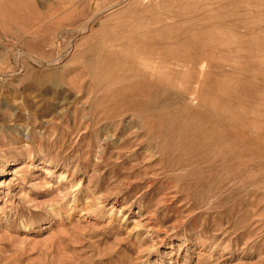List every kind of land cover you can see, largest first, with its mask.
<instances>
[{
	"label": "rangeland",
	"instance_id": "374dc122",
	"mask_svg": "<svg viewBox=\"0 0 264 264\" xmlns=\"http://www.w3.org/2000/svg\"><path fill=\"white\" fill-rule=\"evenodd\" d=\"M263 120L264 0H0V264H264Z\"/></svg>",
	"mask_w": 264,
	"mask_h": 264
},
{
	"label": "bare ground",
	"instance_id": "6f19581e",
	"mask_svg": "<svg viewBox=\"0 0 264 264\" xmlns=\"http://www.w3.org/2000/svg\"><path fill=\"white\" fill-rule=\"evenodd\" d=\"M212 2V1H211ZM66 4V3H65ZM229 9V8H228ZM114 43V42H113ZM159 45V44H158ZM108 49V48H107ZM114 52V51H113ZM159 53V52H158ZM210 56V55H209ZM201 57V56H200ZM212 57V56H211ZM187 60V59H186ZM187 64H188V61H187ZM208 65V64H207ZM183 66V65H182ZM204 63L203 62H201V64H200V67L198 68V70H199V72L200 73H202L203 72V70H204ZM188 68V69H187ZM185 69L186 70H188V72H191V70L190 69H192V65H188V67H185ZM211 70V69H210ZM198 72V73H199ZM207 74V73H206ZM190 75V74H189ZM196 80V79H195ZM199 84V83H198ZM180 86V85H179ZM203 86V85H202ZM193 87V86H192ZM197 100V99H196ZM195 101V100H194ZM264 121V120H263ZM250 123V122H249ZM256 126V125H255ZM182 169V168H181Z\"/></svg>",
	"mask_w": 264,
	"mask_h": 264
}]
</instances>
